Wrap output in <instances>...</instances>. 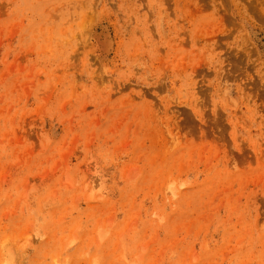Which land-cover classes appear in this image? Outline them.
<instances>
[{"label": "rangeland", "instance_id": "374dc122", "mask_svg": "<svg viewBox=\"0 0 264 264\" xmlns=\"http://www.w3.org/2000/svg\"><path fill=\"white\" fill-rule=\"evenodd\" d=\"M0 264H264V0H0Z\"/></svg>", "mask_w": 264, "mask_h": 264}]
</instances>
